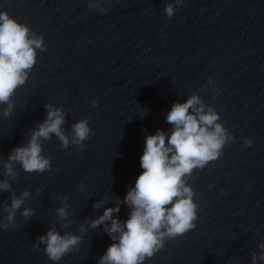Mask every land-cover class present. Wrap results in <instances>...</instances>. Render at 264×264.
Returning a JSON list of instances; mask_svg holds the SVG:
<instances>
[{"label":"water","instance_id":"water-1","mask_svg":"<svg viewBox=\"0 0 264 264\" xmlns=\"http://www.w3.org/2000/svg\"><path fill=\"white\" fill-rule=\"evenodd\" d=\"M170 2L105 0L101 12L87 0H0V11L43 35L45 44L9 117L2 114L7 105H0V159L27 143L47 116L46 104L63 108L66 134L80 119L92 129L83 150L62 148L54 135L42 141L50 171L27 173L16 165L19 175L11 180L0 165V180L9 179L16 195L31 193L14 226L0 228V264H99L113 241L104 224L92 229L91 221L118 202L114 217L128 218L122 201L143 171L146 137L158 129L170 133L168 112L192 94L215 106L235 142L188 178L198 205L196 227L166 240L144 264H251L260 251L264 0H183L169 19L164 7ZM10 200L11 193L0 192V219ZM64 205L70 215L61 219L56 209ZM24 208L33 209L28 219L21 216ZM52 228L80 236L79 250L51 261L37 237Z\"/></svg>","mask_w":264,"mask_h":264},{"label":"clouds","instance_id":"clouds-1","mask_svg":"<svg viewBox=\"0 0 264 264\" xmlns=\"http://www.w3.org/2000/svg\"><path fill=\"white\" fill-rule=\"evenodd\" d=\"M105 0H87L88 7L106 11L101 5ZM183 0H173L164 7L166 16L171 19L176 11L174 5ZM37 50L45 51L43 35H37L27 24L19 22L0 11V105H7L2 114L9 117L14 109L13 97L16 91L28 80L29 73L37 62ZM215 88V81L208 80ZM93 106H97L95 100ZM47 116L42 123L31 130L30 138L24 145L13 148L7 160L0 159L3 175L11 180L17 179L19 165L27 173H44L51 170V158L43 154L42 141H48L54 135L61 147L79 146L83 150L84 142L92 134L88 119H80L71 125L70 134L63 129L65 112L63 108L46 104ZM172 126L170 133L157 130L145 139L140 167L143 171L129 187L123 203L130 209L128 218L121 222L114 217L119 213V202L108 207L103 215L92 220L89 227L105 225V231L111 237L106 252L100 256L99 264H144L163 249L165 241L183 236L196 227L198 205L195 192L188 183L197 169H203L209 162L217 160L226 144L234 143L233 135L220 120V113L213 105H206L200 95L192 94L185 102H176L166 116ZM252 140L246 138L245 146H251ZM82 190V186H81ZM0 192L11 193L10 203H4L6 217L0 219V228L14 226L16 212L21 209L31 193L25 189L19 195L12 191L9 179L0 180ZM39 195V191L37 192ZM94 207L99 208L100 204ZM61 219L70 213L67 205L56 209ZM33 209L24 208L21 216L28 219ZM110 221V225L105 224ZM81 226V231H84ZM82 238L72 233L61 234L55 228L45 235L37 237L44 245V253L53 262L60 261L67 253L79 250ZM259 252L251 255V264H264V243L258 245Z\"/></svg>","mask_w":264,"mask_h":264}]
</instances>
